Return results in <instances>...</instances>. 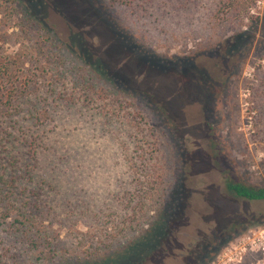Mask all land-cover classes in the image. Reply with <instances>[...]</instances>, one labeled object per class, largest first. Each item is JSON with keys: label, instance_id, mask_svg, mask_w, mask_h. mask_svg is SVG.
Returning <instances> with one entry per match:
<instances>
[{"label": "rangeland", "instance_id": "obj_1", "mask_svg": "<svg viewBox=\"0 0 264 264\" xmlns=\"http://www.w3.org/2000/svg\"><path fill=\"white\" fill-rule=\"evenodd\" d=\"M99 1L0 0V54L23 59L19 71L25 74L38 72L34 89L44 121L39 126L32 117L24 126L29 135L42 137L32 152L0 142L1 164L12 155H35L31 175L42 179L20 182L16 192L23 195L15 202L43 205V229L60 239L67 257L76 259L75 250L85 253L93 241L104 240L109 221L124 215L122 197L147 180L142 166L133 164L144 129L140 115L136 121L137 104L126 108L118 99L151 97L159 127L157 175L163 183H185L191 192L187 222L176 229L166 259L151 264H193L190 254L228 237L231 221L245 230L231 234L210 264H262L249 236L264 231V202L238 198L225 183L264 186V0L244 17L225 16L219 0H173L166 7L148 0L138 21L135 9L116 7L117 21L139 44L164 58L194 60L163 70L124 47ZM245 31L251 36L242 49L246 54L243 62L234 60L239 66L230 68L227 80L221 60L205 53ZM96 62L104 75L97 73ZM88 78L98 81L96 90L80 85ZM105 81L125 90L116 93ZM101 86L113 97L101 98ZM0 127L3 135L13 131L4 119ZM14 215L0 224L5 264H48L32 256L25 235L11 226Z\"/></svg>", "mask_w": 264, "mask_h": 264}, {"label": "trees", "instance_id": "obj_2", "mask_svg": "<svg viewBox=\"0 0 264 264\" xmlns=\"http://www.w3.org/2000/svg\"><path fill=\"white\" fill-rule=\"evenodd\" d=\"M151 1L156 2L160 7H166L172 4L173 0ZM258 1L260 0H219L218 7L225 16L235 14L244 17ZM99 2L104 12L103 18L115 32L116 38L144 64L163 70L194 63L191 57L171 59L161 57L154 50L139 44L134 36L117 21L116 7L135 9L133 14L136 20H141L142 14L148 10V0H100ZM26 11L31 17L38 20V17L29 9ZM250 37V33L246 31L239 32L228 41L219 43L217 48H213L211 52L205 53L210 59L218 57L221 60L224 70H226L227 80L232 77L229 72L230 68L239 66V62L236 63L234 60L238 59L243 62L246 52H243L242 49L245 44L247 45ZM22 60L0 54V120H6L13 129L12 132L3 135L4 132L0 127V142L21 144V146H27L32 152V149H36V142L41 141L42 137L40 134L34 135V133L29 135L24 126L32 120V117L39 126L43 125L44 121L40 120L42 114L39 107L40 102H38L34 89L38 72L25 74L24 71H19ZM83 60L87 62L84 57ZM96 63L94 66L97 67L98 72L95 71L104 75L101 63ZM57 73L59 72L57 71ZM95 82L98 81L88 78L87 80L83 79L80 85L84 87L85 91L90 86L92 90L95 88L94 84H99ZM107 83L113 87V91L116 93L124 89L116 83L111 84L105 81V84ZM114 92L104 86L98 90L101 98L113 97L110 94L114 95ZM141 98L139 97L140 101H135L134 96L130 94L125 95L121 100L118 99V102L126 108H128L127 105L132 106V102L137 104L133 107L138 112L136 121L140 115V121L137 122L142 124L144 129L141 131L142 134L137 135L142 137L137 139L138 142L136 141L137 157L133 164L142 166L146 171V183H136L135 193L126 192L122 197L125 204L122 211L124 215L109 221L111 225L104 228L106 230L104 240L93 241L85 253L80 249L75 250L76 259L71 258L73 255L67 257L65 251L61 249L60 239L51 237L50 233L43 229L41 218L47 211L43 210L44 207L40 202L30 201L22 204L15 202L19 195H23V192H16L20 184H23L20 182L27 180L29 183H42V181L39 182L42 179L33 178L31 175L30 165L32 156L35 155L31 154L29 157L12 155L7 158L6 165H3L1 161L5 159L1 155L5 153L3 152L5 145H1L0 224L12 218V214L15 212L11 226L16 228V233L21 236L25 235L27 247L33 251L32 256L38 254L36 257L48 264H50L49 261L52 264H151L156 260L164 261L166 259L168 246L177 231L176 229L182 223L187 222V208L191 192L185 183H163L162 178L158 177L160 162L156 136L159 127L154 116L156 105L151 97L143 96L142 99L147 104L140 103L143 101ZM12 136L14 137L11 138ZM17 138L21 142H17ZM225 186L238 198L249 202H264V186L246 185L233 180H227ZM63 210L67 212L66 207ZM95 224L99 226V222ZM240 229L245 230L237 221H231L226 227V232L229 230L230 233L228 237L217 242H207L190 254L193 264H210L227 242L233 239L231 234H239ZM52 238L58 242L53 241ZM85 254L87 257H84ZM0 264H5L2 254H0Z\"/></svg>", "mask_w": 264, "mask_h": 264}, {"label": "built area", "instance_id": "obj_3", "mask_svg": "<svg viewBox=\"0 0 264 264\" xmlns=\"http://www.w3.org/2000/svg\"><path fill=\"white\" fill-rule=\"evenodd\" d=\"M254 247V250H257L262 255V264H264V231L258 233H252V236H249Z\"/></svg>", "mask_w": 264, "mask_h": 264}]
</instances>
